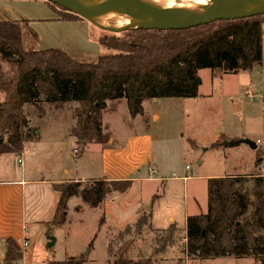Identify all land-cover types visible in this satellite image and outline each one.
I'll return each instance as SVG.
<instances>
[{"label":"trees","instance_id":"16d2710c","mask_svg":"<svg viewBox=\"0 0 264 264\" xmlns=\"http://www.w3.org/2000/svg\"><path fill=\"white\" fill-rule=\"evenodd\" d=\"M46 2V1H45ZM48 5H56L46 2ZM58 7V6H57ZM56 7V8H57ZM59 21H83L58 7ZM57 8V9H58ZM264 15L237 20H221L187 30L160 31L138 28L100 37L101 47L110 55L75 59L62 49L27 50L24 43L26 21H12L0 15V156L22 155L25 144L38 139L28 123L26 109L43 103L64 107L76 105L71 134L81 154L91 144L106 146L104 114L114 111L122 100L129 116H142L144 102L156 99H195L199 96L201 70L214 74L238 75L263 63ZM147 120V119H146ZM34 132V133H33ZM111 139V137H110ZM236 139L218 140L212 148L238 146ZM194 145V144H193ZM81 154L79 156H81ZM264 165V149L256 154L255 168ZM132 180L107 179L54 184L58 205L48 234L67 222L68 202L78 197L89 208L100 207L115 193L126 195ZM208 211L187 217L185 252L201 260L252 258L264 264V177L224 176L208 180ZM159 195H155L157 199ZM150 213L140 217L118 235L124 240L151 227ZM177 228L171 225L159 252L173 239ZM4 262L15 264L24 251L13 239L5 242ZM93 247V243L89 248ZM132 242H124L116 252L109 244V264H155L152 258H129ZM86 258L49 261L48 264H84Z\"/></svg>","mask_w":264,"mask_h":264},{"label":"rangeland","instance_id":"374dc122","mask_svg":"<svg viewBox=\"0 0 264 264\" xmlns=\"http://www.w3.org/2000/svg\"><path fill=\"white\" fill-rule=\"evenodd\" d=\"M37 1L38 15L39 6L44 5L53 11V19L58 20L64 15L57 6L58 9H52L44 0ZM14 5L18 11L22 8L23 12L30 10L26 5H21L22 8L19 3L14 2ZM87 25L92 41L108 34L90 23ZM109 26L118 28L115 23ZM41 27L49 25L38 24V33L46 34V38L56 34L77 39L82 31L77 28L51 32L49 28L43 31ZM84 35L85 32L81 34ZM24 43L27 50L41 49L28 28L24 30ZM99 51L100 55L114 53L101 46ZM0 65L9 70L8 64L1 60ZM256 73L225 75L201 70L198 98L146 101L147 120L142 116L132 119L127 105L121 104L115 112L110 106L103 119L104 131L109 134L106 146L91 144L83 154L71 134L76 105L58 107L43 103L26 109L30 128L40 135L37 140L25 144L24 154L8 155L9 166H39L37 177L67 181L65 183L72 182L69 180L78 175L89 179L84 184L112 177L121 167L125 169L126 179L132 180L133 184L126 195L115 193L95 209L86 206L78 197L71 198L66 224L53 229L50 234L47 228L41 230V234L39 231L31 254L15 264H48L81 255L86 258L84 264H109V244L116 252L129 240L132 242L129 258L133 260L149 257L155 264H257L252 258L201 260L188 256L184 229H177L173 241L159 252L166 238L162 229L170 224L169 216L181 227L186 213L189 216L207 213L209 179L225 175L264 177V165L255 168L256 154L264 149V61ZM250 84L253 97L244 94ZM153 114L159 118L155 119ZM223 139L249 140L257 145V149L252 150L242 143L223 150L212 148L216 141ZM105 149L111 150L106 153ZM150 168L156 170L154 176L149 175ZM184 177L190 180L184 181ZM155 195L159 198L154 199ZM148 207L155 208L153 225L145 227L140 235L134 233L123 241L118 239L126 227H133L140 217L149 214ZM29 231L34 237L36 233L32 229ZM51 239L54 245L49 248ZM91 243L93 247L89 248ZM0 264H6L3 251L0 252Z\"/></svg>","mask_w":264,"mask_h":264},{"label":"crops","instance_id":"0c3cea01","mask_svg":"<svg viewBox=\"0 0 264 264\" xmlns=\"http://www.w3.org/2000/svg\"><path fill=\"white\" fill-rule=\"evenodd\" d=\"M14 2L19 3L20 7L21 5L24 7L28 6L30 10L28 12H23V8L21 7V11H18L19 8L14 5ZM39 7L40 12L38 15L37 0H0V15L5 16L7 19L12 21H26L28 29L32 31L37 42L41 44L40 50L62 49L66 51L69 56L75 59H93L100 55V45L98 41H92V38L90 39L88 36V28H86L88 26V22H62L53 19V11L45 5ZM38 24L49 25V27H41L43 31L46 28H49L51 32L77 28H81L82 31H79L80 36L77 39L71 37L66 38L64 35L60 36L56 34H49L51 36L46 38L44 37L46 34L40 35L38 33ZM262 30L264 41V24L262 26ZM83 32H85V35L81 36ZM262 66L263 63L261 66H258L250 71V73L255 72L257 75L256 70L260 69ZM249 86L253 89L252 84ZM121 104L127 105L126 101L123 100L118 103L117 108ZM117 108L113 112H115ZM153 117L155 119L159 118L156 114H153ZM39 135L40 133H38V136ZM110 150L111 149H105V152L108 153ZM24 152L25 147L22 154H24ZM8 155L14 154H4L0 156V252L3 251L5 258V242L8 239L15 240L19 246H22L23 242L26 241L28 246L24 248L22 259L24 261L25 258L31 254L33 242L38 239L39 231L41 234V230L47 228V224L51 222L54 217L59 201V194L53 190V185L65 183L67 181H53L37 177L40 169L39 166L31 168L30 166L28 167V165H24L23 167L17 168L13 165V167H11L9 166V160H7ZM124 170L125 169L119 167L118 170L115 171L114 176L106 177L104 179L111 181L127 180V174ZM65 173L68 175L69 171L66 169ZM183 179L184 181L190 180L188 177H184ZM87 180L89 179L76 175L74 179L69 181L84 182ZM151 180L153 179L151 178ZM154 212L155 208H152L150 212V224L152 223V225L153 220L155 219ZM187 217H189L188 213L185 214L184 223L181 227H179L174 217L169 216L168 220L170 224L166 228L162 229V231L167 230L171 225H175L177 229H184V231H186ZM30 229L36 233L34 237L31 235V232L29 231Z\"/></svg>","mask_w":264,"mask_h":264},{"label":"water","instance_id":"95a60500","mask_svg":"<svg viewBox=\"0 0 264 264\" xmlns=\"http://www.w3.org/2000/svg\"><path fill=\"white\" fill-rule=\"evenodd\" d=\"M73 13L98 29L110 33H122L131 29L146 28L160 31L187 30L221 20H237L264 15V0H225L218 8L206 12L185 6L147 4L139 0H44ZM96 3L106 4L105 6ZM131 16L141 22L113 28L99 21ZM240 143L252 150L257 145L249 140ZM151 212V207L147 208ZM54 245L50 240L49 248Z\"/></svg>","mask_w":264,"mask_h":264},{"label":"bare ground","instance_id":"6f19581e","mask_svg":"<svg viewBox=\"0 0 264 264\" xmlns=\"http://www.w3.org/2000/svg\"><path fill=\"white\" fill-rule=\"evenodd\" d=\"M139 1L147 4L149 3V4H157V5L185 6L204 12L211 10L213 8L221 7L225 3V0H139ZM96 4L101 6L106 5L103 3H96ZM138 22H141L140 19L131 16L120 17L112 20L99 21V23L104 26H109L110 23H115L118 28H123L125 26L136 24Z\"/></svg>","mask_w":264,"mask_h":264},{"label":"built area","instance_id":"2783aa9c","mask_svg":"<svg viewBox=\"0 0 264 264\" xmlns=\"http://www.w3.org/2000/svg\"><path fill=\"white\" fill-rule=\"evenodd\" d=\"M244 94L246 95V96H248V97H253V93H252V89H251V86H248L247 88H245L244 89ZM78 152H77V150L75 151V154H77ZM19 163L21 164V161L19 160ZM155 173H156V170L155 169H152V168H150L149 169V175L150 176H154L155 175ZM28 246V243L25 241V242H23V244H22V248H26Z\"/></svg>","mask_w":264,"mask_h":264}]
</instances>
